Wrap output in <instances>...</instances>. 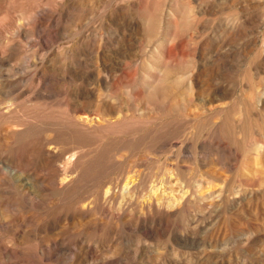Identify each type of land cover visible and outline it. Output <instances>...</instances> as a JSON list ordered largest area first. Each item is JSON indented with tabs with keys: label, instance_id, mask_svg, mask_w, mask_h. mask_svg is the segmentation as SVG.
Listing matches in <instances>:
<instances>
[{
	"label": "rangeland",
	"instance_id": "obj_1",
	"mask_svg": "<svg viewBox=\"0 0 264 264\" xmlns=\"http://www.w3.org/2000/svg\"><path fill=\"white\" fill-rule=\"evenodd\" d=\"M0 264H264V0H0Z\"/></svg>",
	"mask_w": 264,
	"mask_h": 264
},
{
	"label": "bare ground",
	"instance_id": "obj_2",
	"mask_svg": "<svg viewBox=\"0 0 264 264\" xmlns=\"http://www.w3.org/2000/svg\"><path fill=\"white\" fill-rule=\"evenodd\" d=\"M87 116H88V115H87ZM85 118H86V120H87V117H82V121H83V122H85V121H84ZM80 119H81V118H80ZM87 122H89V121H87Z\"/></svg>",
	"mask_w": 264,
	"mask_h": 264
}]
</instances>
